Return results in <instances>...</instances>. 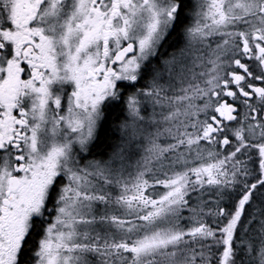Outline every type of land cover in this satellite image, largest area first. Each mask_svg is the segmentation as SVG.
<instances>
[{
  "label": "snow or ice",
  "instance_id": "obj_1",
  "mask_svg": "<svg viewBox=\"0 0 264 264\" xmlns=\"http://www.w3.org/2000/svg\"><path fill=\"white\" fill-rule=\"evenodd\" d=\"M0 264H264V0H0Z\"/></svg>",
  "mask_w": 264,
  "mask_h": 264
}]
</instances>
